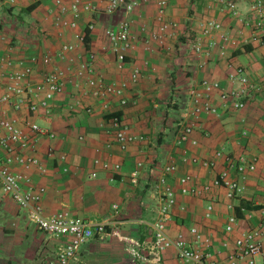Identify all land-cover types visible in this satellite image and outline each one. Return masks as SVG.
Instances as JSON below:
<instances>
[{"label":"crops","instance_id":"1","mask_svg":"<svg viewBox=\"0 0 264 264\" xmlns=\"http://www.w3.org/2000/svg\"><path fill=\"white\" fill-rule=\"evenodd\" d=\"M54 1L0 0V56L8 55L15 70L19 65L31 66L32 86L40 82L44 71L59 72L62 82V93L53 99L47 115L41 109L29 113L26 103L18 111L7 105L2 110L28 139L27 147H15L13 154L38 162L29 169L13 162L10 171L25 178L21 183L24 191L44 190V215L67 211L92 224L105 225L102 234L81 246L78 261L72 264H185L174 249L160 255L158 263L138 261L129 252L152 240L151 226L158 218V179L167 165L176 167L166 179L176 204L165 224L166 235L170 239L180 236L217 264H227L237 254L235 240L240 234L260 229L261 253L255 264H264V43L258 31L264 25V10L250 15L248 2L234 0L238 17H233L216 0H166L170 29L156 40L157 7L152 0H127V4L135 3L131 11L122 5L110 13L101 0H80L89 3L92 11L80 13L74 29L67 24L73 20L70 0H62L67 8L64 12ZM207 21L219 22L229 41H221L220 33L203 35ZM246 21L250 27L245 26ZM122 22L129 25L130 47L124 52L125 65L119 69L105 32L117 30ZM76 35H84L86 42H79ZM197 40L203 53L192 51ZM64 45L72 49L62 53ZM89 55L93 56L92 72L78 77L77 71ZM45 56L51 62L43 67L40 60ZM233 67L244 68L254 85L240 110L223 106L219 99L221 91L237 87L228 81ZM134 68L140 76L129 85L124 106L117 97L84 95L89 79L119 84L128 81ZM5 84L0 81V94ZM200 91L208 94L216 114L199 116L190 136L196 145H178L183 111ZM111 116L120 118L131 134L142 139L121 151L108 127ZM31 124L54 137L33 133ZM5 154L0 148L1 159ZM240 157L252 162L254 171L245 169L239 174L231 168L229 161ZM192 158L199 164H192ZM115 166L119 168L115 170ZM224 170L239 183L240 191L231 201L226 199L224 187L211 186ZM134 171L135 183L131 182ZM184 175L192 177L198 190L206 185L209 190L199 196L180 194L178 179ZM5 196L0 185V222L5 224L0 226V264L54 262L62 240L38 230L25 211L6 196L8 207ZM209 205L213 210L206 218ZM229 216L236 219L231 232L225 230ZM191 229L209 239L208 249L194 241Z\"/></svg>","mask_w":264,"mask_h":264},{"label":"built area","instance_id":"2","mask_svg":"<svg viewBox=\"0 0 264 264\" xmlns=\"http://www.w3.org/2000/svg\"><path fill=\"white\" fill-rule=\"evenodd\" d=\"M127 0H101L104 3L105 12H113L118 7L126 5V10L131 11L135 3H126ZM157 7V33L154 38L161 40L166 32L170 29V24L166 19V0H152ZM221 9H227L231 16L238 17V11L234 0H216ZM249 3L248 12L250 15H258L264 10V3L261 0H241ZM55 5L60 8L62 12L67 10L63 6L62 0H55ZM69 12L72 14L73 20L68 24L71 29L76 28V19L82 12L92 11L89 3H81L80 0H70L68 6ZM250 23L246 21L245 26L250 27ZM263 25V24H262ZM258 27L259 37L264 36V25ZM222 26L219 22L207 21L203 24V35L207 36L212 33H220L219 39L223 42H228L229 38L226 34L221 33ZM108 41L115 53L117 68L122 69L125 65L124 52L130 47L129 25L127 22H122L117 30H107L105 32ZM79 42L84 41V35H76ZM3 37L0 32V43ZM72 49L69 45H64L61 50L66 53ZM194 54L203 53L202 45L197 40L192 45ZM33 59L32 61H34ZM43 67L48 66L51 59L47 56L41 60ZM93 61V56L89 55L87 62L82 63L77 71V76L80 77L83 73L90 74L92 72L90 64ZM14 63L8 56H0V81L5 80L6 84L4 91L0 94V148L6 152L5 156L0 158V185L1 190L5 195L26 213L27 219L41 232L60 238L62 241L57 247L56 258L50 264H72L78 261L80 248L87 243L95 234H102L105 225L92 224L74 217L67 211H60L50 216L43 213L41 207V195L43 189H38L36 192L31 190L24 191L21 188V183L25 178L18 174H13L10 171V164L13 162L19 164L24 169H29L31 166H37L38 162L34 158L14 155V148L19 147L24 149L27 147L28 139L19 130L16 129L13 122L6 119L3 107L10 106L14 111H18L22 104L26 103L29 113H37L40 109L47 115L50 112L51 102L53 99L62 93L61 74L57 71H44L41 75L40 82L32 86L30 78L33 74V69L29 65H19V69L13 68ZM21 66V67H20ZM139 70L134 68L129 76L128 81L111 84H104L99 79H89L87 81V89L84 95L90 94L98 99H105L106 97H117L119 105L126 104L125 93L129 89V85L135 84L139 79ZM228 81L236 84L237 87L231 91H221L219 99L223 106H231L234 110L244 108V99L248 93L254 89V85L250 82L246 71L242 67H233L228 76ZM206 87L207 83L203 82ZM211 87L218 89L217 83H212ZM102 108L108 111V105L102 104ZM87 111H89L87 109ZM201 114H216V109L210 104L209 96L204 91L194 93L193 102L190 106L184 109L182 121L184 122L181 131L176 139V144L182 145L189 142L191 145H196V141L191 140L190 136L196 127L197 120ZM108 127L113 134L114 141L121 151L142 138L131 134L127 127L122 123L117 116H111L108 119ZM33 133L48 138H53L54 135L47 130L39 128L35 124L30 125ZM192 164H199L197 159H191ZM230 167L235 169L239 174L246 170L252 172L255 167L252 162L246 161L240 157L236 161H229ZM203 166H209L208 163H202ZM141 165L138 164V167ZM115 170L119 167L115 166ZM176 171L174 165H167L162 170V175L158 179L159 198H158V218L151 226L152 240L145 247L131 248L130 255L141 262L158 263L160 255L169 249H174L176 257L185 264H217L210 258L208 253H203L198 249L191 247L190 243L185 241L182 237L170 239L165 233V224L169 220V212L176 204V196L173 188L167 183V177L173 175ZM95 174H91L94 177ZM137 178V171L131 174V182L135 183ZM179 192L182 195L199 196L202 192H207L210 186L206 185L198 190L193 185V179L189 175L179 177ZM211 186L224 187L226 189L225 197L231 201L235 195L240 191L239 183L236 179L229 176V172L224 170L218 174L213 180ZM262 203L264 204V195L262 196ZM228 209H232V205H227ZM213 208L209 205L206 208L205 217L211 215ZM236 219L234 216H229L225 230L231 232ZM190 234L194 241L203 248H209V239L203 237L196 229H191ZM262 232L260 229L244 231L235 240V248L237 254L228 258L227 264H255V257L261 253V238Z\"/></svg>","mask_w":264,"mask_h":264},{"label":"rangeland","instance_id":"3","mask_svg":"<svg viewBox=\"0 0 264 264\" xmlns=\"http://www.w3.org/2000/svg\"><path fill=\"white\" fill-rule=\"evenodd\" d=\"M4 195H5V194H4ZM6 196H8V195H6ZM6 196L3 198L5 202H6L7 198L9 197V196H8V197H6ZM8 199H9V198H8ZM6 203H7V202H6ZM6 205H8V207H10V206H9L10 204H8V203H7ZM0 215H1V213H0ZM0 218H1V217H0ZM3 220H4V219H3ZM4 225H5V224H4V221L0 222V226H4Z\"/></svg>","mask_w":264,"mask_h":264},{"label":"trees","instance_id":"4","mask_svg":"<svg viewBox=\"0 0 264 264\" xmlns=\"http://www.w3.org/2000/svg\"><path fill=\"white\" fill-rule=\"evenodd\" d=\"M86 35H87V33H86ZM84 40H85V42H86V37H85V39H84ZM261 42H262V43H264V36H263V37H261ZM179 104H180V102H179ZM176 107H178V106H176Z\"/></svg>","mask_w":264,"mask_h":264}]
</instances>
